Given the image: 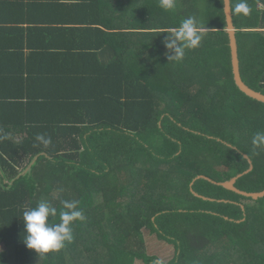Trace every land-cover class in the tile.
<instances>
[{"label": "trees", "instance_id": "1", "mask_svg": "<svg viewBox=\"0 0 264 264\" xmlns=\"http://www.w3.org/2000/svg\"><path fill=\"white\" fill-rule=\"evenodd\" d=\"M237 2L241 76L264 94V0L248 14ZM8 4L20 18L0 17V264H33L22 213L42 200L78 201L85 219L40 264H264V198L194 182L230 181L248 155L236 187L264 191V103L236 85L224 0ZM188 16L204 39L171 61L165 31ZM146 232L173 259L149 255Z\"/></svg>", "mask_w": 264, "mask_h": 264}, {"label": "clouds", "instance_id": "2", "mask_svg": "<svg viewBox=\"0 0 264 264\" xmlns=\"http://www.w3.org/2000/svg\"><path fill=\"white\" fill-rule=\"evenodd\" d=\"M176 2L177 0H159V7L164 11L172 12L176 8ZM234 12L248 14L247 0H238ZM165 32L168 33L165 47L173 53L169 59L176 62L183 61L186 51L200 47L204 39V28L194 16L182 19L178 27ZM37 140L41 141L45 147L51 144L50 138L45 139L43 136H38ZM253 144H264V135L258 134L253 139ZM78 203L75 200H64L62 201L63 208L58 211L50 202L42 200L37 206L23 210L26 246L41 255L58 252L67 243H71L74 239L73 223L85 219L83 211L78 208ZM57 216L60 222L54 223L53 220Z\"/></svg>", "mask_w": 264, "mask_h": 264}, {"label": "water", "instance_id": "3", "mask_svg": "<svg viewBox=\"0 0 264 264\" xmlns=\"http://www.w3.org/2000/svg\"><path fill=\"white\" fill-rule=\"evenodd\" d=\"M224 12H225L226 21H227V32H228L229 38H230L232 67H233V74H234V79H235L236 85L248 97H250L256 101L264 103V94L250 88L243 81L242 76H241L240 59H239V46H238V41H237V36H236L237 30H236V27L234 24L231 0H224ZM244 157L249 161V163L251 165L250 169L247 170L245 173L236 176L235 178L231 179L230 181L219 183L217 181L210 179L209 177L200 176V177L196 178L194 180V182L198 179H206V180H209L215 184L223 186L224 188H226L228 190L234 191L237 194L242 195L246 198H252L253 200H259L261 198H264V191L256 192V193L255 192L254 193H248V192L242 191L236 187L238 180L253 170V163H252V160L250 159V157L248 155H244ZM194 182L191 185H193ZM192 192L196 197L202 198L204 200L214 201L213 199H209V198H206L204 196L199 195L198 193H196L193 190H192Z\"/></svg>", "mask_w": 264, "mask_h": 264}, {"label": "rangeland", "instance_id": "4", "mask_svg": "<svg viewBox=\"0 0 264 264\" xmlns=\"http://www.w3.org/2000/svg\"><path fill=\"white\" fill-rule=\"evenodd\" d=\"M146 242H147V251L149 255L157 256L160 260L164 262H169L171 259H173L175 251L172 245L160 241L156 236H152L148 232H146ZM3 251H7V249L4 245H0V252ZM33 254L34 255L32 257V263L40 264L41 255L37 253L34 249H33ZM13 256H14V252L11 251L10 252L11 260L14 259ZM137 264H142V263L138 262Z\"/></svg>", "mask_w": 264, "mask_h": 264}, {"label": "crops", "instance_id": "5", "mask_svg": "<svg viewBox=\"0 0 264 264\" xmlns=\"http://www.w3.org/2000/svg\"><path fill=\"white\" fill-rule=\"evenodd\" d=\"M19 9L13 8L12 4H8V5H0V17L1 18H10V16H12V18L19 20L17 18H20L18 16L19 13Z\"/></svg>", "mask_w": 264, "mask_h": 264}]
</instances>
